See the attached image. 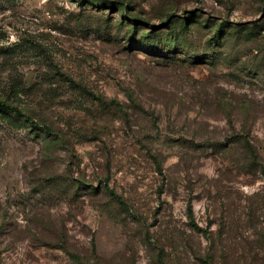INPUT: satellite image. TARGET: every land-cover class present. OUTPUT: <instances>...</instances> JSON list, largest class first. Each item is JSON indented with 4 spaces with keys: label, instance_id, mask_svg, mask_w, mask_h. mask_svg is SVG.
Returning a JSON list of instances; mask_svg holds the SVG:
<instances>
[{
    "label": "rangeland",
    "instance_id": "374dc122",
    "mask_svg": "<svg viewBox=\"0 0 264 264\" xmlns=\"http://www.w3.org/2000/svg\"><path fill=\"white\" fill-rule=\"evenodd\" d=\"M0 264H264V0H0Z\"/></svg>",
    "mask_w": 264,
    "mask_h": 264
},
{
    "label": "trees",
    "instance_id": "16d2710c",
    "mask_svg": "<svg viewBox=\"0 0 264 264\" xmlns=\"http://www.w3.org/2000/svg\"><path fill=\"white\" fill-rule=\"evenodd\" d=\"M0 106L10 108L14 113L21 115V111L18 108L12 107L10 105H7L5 101H0Z\"/></svg>",
    "mask_w": 264,
    "mask_h": 264
}]
</instances>
